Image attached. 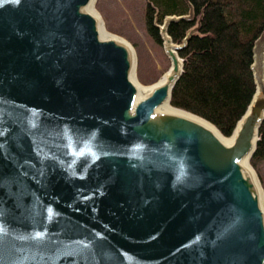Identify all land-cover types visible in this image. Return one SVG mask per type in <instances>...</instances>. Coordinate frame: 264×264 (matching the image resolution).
I'll list each match as a JSON object with an SVG mask.
<instances>
[{
  "label": "water",
  "instance_id": "water-1",
  "mask_svg": "<svg viewBox=\"0 0 264 264\" xmlns=\"http://www.w3.org/2000/svg\"><path fill=\"white\" fill-rule=\"evenodd\" d=\"M96 3L0 0V264H264L251 164L264 43L228 142L208 119L164 109L193 34L177 43L169 26L193 10L156 23L171 66L143 91L134 47L103 36Z\"/></svg>",
  "mask_w": 264,
  "mask_h": 264
},
{
  "label": "trees",
  "instance_id": "trees-1",
  "mask_svg": "<svg viewBox=\"0 0 264 264\" xmlns=\"http://www.w3.org/2000/svg\"><path fill=\"white\" fill-rule=\"evenodd\" d=\"M146 1V28L157 42L162 39L156 23L193 10L192 20L169 26L177 43L198 26L179 52L184 71L172 90L171 103L208 119L231 137L256 92L252 64L255 44L264 34V0ZM263 159L264 122L251 164L257 167Z\"/></svg>",
  "mask_w": 264,
  "mask_h": 264
},
{
  "label": "rangeland",
  "instance_id": "rangeland-1",
  "mask_svg": "<svg viewBox=\"0 0 264 264\" xmlns=\"http://www.w3.org/2000/svg\"><path fill=\"white\" fill-rule=\"evenodd\" d=\"M146 0H97L96 9L107 31L128 41L137 53V77L144 86L159 82L171 62L162 42H157L147 31ZM198 26L191 31H197ZM264 43V34L258 39ZM253 166V165H252ZM264 190V159L254 167Z\"/></svg>",
  "mask_w": 264,
  "mask_h": 264
},
{
  "label": "bare ground",
  "instance_id": "bare-ground-1",
  "mask_svg": "<svg viewBox=\"0 0 264 264\" xmlns=\"http://www.w3.org/2000/svg\"><path fill=\"white\" fill-rule=\"evenodd\" d=\"M91 11H93L94 13H96L98 16H99V18L101 19V31H102V34H103V36L104 37H115L116 35H113V34H111V33H109L108 31H107V29H106V27L104 26V21H103V18L101 17V15H100V13L97 11V9H96V5L93 7L92 6V9H91ZM135 49V48H134ZM135 55H136V58H135V60H136V67L138 68V59H137V53H136V51H135ZM171 66V65H170ZM137 68H136V75L134 74L133 76H134V79H135V81L137 82V83H139V85H140V88L143 90V91H149L151 88H153L154 86H157V85H160V84H162L164 81H165V79H166V76H167V71L164 73V75H163V77L161 78V80L159 81V82H156V83H154V84H152V85H149V86H144V85H142L141 83H140V81L138 80V77H137ZM170 69V68H169ZM164 109H166V110H169V111H179V112H181V110L179 109V108H176V107H174L171 103H166L165 105H164ZM183 113V112H182ZM235 135H236V133H233V135L231 136V137H226V136H224V139L225 140H227L228 142H233V140H234V138H235ZM223 136V135H222ZM262 186V185H261ZM263 188V187H262Z\"/></svg>",
  "mask_w": 264,
  "mask_h": 264
}]
</instances>
